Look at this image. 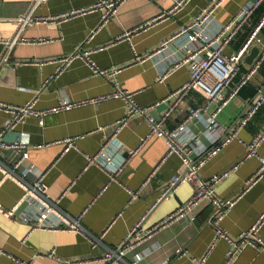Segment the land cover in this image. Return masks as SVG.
I'll use <instances>...</instances> for the list:
<instances>
[{
    "label": "crops",
    "instance_id": "obj_1",
    "mask_svg": "<svg viewBox=\"0 0 264 264\" xmlns=\"http://www.w3.org/2000/svg\"><path fill=\"white\" fill-rule=\"evenodd\" d=\"M33 0H0V99L10 103H25L37 96L39 108L50 107L60 99H83L112 91L114 82L102 74H95L82 56H76L70 64L59 71L60 61L55 57L65 55L77 47L97 48L91 57L103 67L123 65L118 73L120 84L135 91L134 97L142 105L153 106L150 114L163 119L164 125L175 129L186 122V130L201 133L205 143H211L212 135L205 132L212 106L188 121V107L206 104V97L198 89H191L183 103L173 92L190 76V68L182 64L171 70L163 79H158L170 63L164 54L142 61L137 53L155 50L162 39L173 35L186 25L211 0H125L111 18L101 27L102 11L94 9L73 15L60 21H40L28 24L23 35L30 38L51 37L41 42H17L9 59H2L6 43L3 39L12 36L17 22L12 18L27 12ZM96 0H45L35 14H57ZM248 0H223L207 23L208 31L229 21ZM264 3L244 22L238 33L226 47L230 52L237 49L255 30L264 15ZM149 19L152 25L143 28ZM142 26L123 38L120 34ZM203 26V25H201ZM95 30V31H94ZM207 30V27H206ZM94 31L92 37L90 34ZM259 40L253 46L264 49V24L258 30ZM192 42L189 32L179 34L172 40L169 49L179 48ZM252 49V48H251ZM240 64L239 71L226 88L228 95L250 70L255 60L248 55ZM166 55V54H165ZM258 55V54H257ZM48 59L43 63L22 59ZM163 58V60H162ZM264 89V60L239 91L232 95L217 114L220 138L231 133L236 121L243 115L254 95ZM170 110L168 114L166 112ZM126 112V101L121 96H110L97 103H85L52 111L43 119L30 115L16 129L21 139L28 141L29 160L46 171V202L52 209V219L68 225L78 219L79 229H53L35 227L38 207L26 201L14 215L0 210V263L1 264H194L206 255L204 264H264V247L245 246L240 253L230 258V242L217 238V229L210 221L215 209L214 202L205 198L194 210L160 226L141 241L119 251V243L128 237L132 227L142 220L147 230L192 195L194 185L186 182L167 197L159 198L172 175L182 166L183 157L177 151L168 153L165 137L149 136L145 144L128 162L120 180H109L108 173L96 163L88 162V155L95 154L106 131L95 130L100 125L110 124ZM9 112L0 108V128ZM264 104L238 131V135L209 157L199 168L205 178L230 169L217 184L216 190L223 197L237 194L244 181L259 167L257 155L241 160L246 152V143L263 126ZM150 130L144 115L135 114L119 132L126 149L137 147ZM203 133V134H202ZM75 144L67 137L76 136ZM8 141H14L12 138ZM264 151V141L259 147ZM194 160L199 158L195 150L190 152ZM3 164L12 167L13 157L7 151L0 154ZM236 163H239L235 167ZM233 166V167H232ZM141 187L139 197L131 199L129 188ZM25 187L16 178L3 177L0 167V202L11 208L24 193ZM44 200V199H42ZM264 210V176L255 182L226 213L221 226L231 237L249 228ZM81 214V217L79 216ZM194 216V218H192ZM264 237V224L260 229ZM182 248L178 252V248ZM116 252L111 258L105 255Z\"/></svg>",
    "mask_w": 264,
    "mask_h": 264
},
{
    "label": "built area",
    "instance_id": "obj_2",
    "mask_svg": "<svg viewBox=\"0 0 264 264\" xmlns=\"http://www.w3.org/2000/svg\"><path fill=\"white\" fill-rule=\"evenodd\" d=\"M43 1L45 0H33L31 8L27 12L12 17L17 22V27L12 36L3 39L4 43H6V47L1 55L2 59L7 60L10 58L12 48L17 42H41L51 39V37L30 38L23 35V30L30 23L40 21H60L79 13L100 9L102 11V19L97 25V28H99L114 15L119 5L125 0H96L88 6L77 7L57 14H35L37 6ZM222 1L223 0H211L186 25L181 27L173 35L162 39L155 50L136 54L137 61H142L162 53L164 54L163 57L170 59V63L165 65V70L158 76V79H163L171 70L182 64L189 65V78L179 86L173 94L178 95V100L181 101L180 103H183V97L191 89H198L203 93L206 97V104L203 107L189 106L188 121L197 116L203 108H209L211 105L212 109L208 116V123L205 130L207 134L212 135L211 143H205L202 139L201 133L186 130V122L181 123L175 129H169L164 125L163 119H158L151 115L150 109L153 105H142L138 103L134 97L135 91L127 89L120 84L118 73L122 70L123 65L115 64L109 67H103L98 65L91 57V52L102 46L87 49L77 47L65 55L55 57V60L60 61L58 70L61 71L65 69L76 56L82 55L87 59L95 74H102L108 77L114 82L116 87L108 93L88 98H63L56 104L44 108L37 107V96H34L21 104L10 103L0 99V108L9 112V116L0 128V154L7 151L14 155L12 167L3 164L1 159L0 167L2 168L4 178H16L25 187L24 193L11 208H5L0 202V210L8 215H14L19 211L24 202L30 201L33 207H38V209L41 210L40 214L36 217L37 221L35 227L74 230L81 228L78 219H74V221L68 225H61L59 222L52 219L46 220L49 217V214L51 215L50 209H52L46 202V192L48 188L44 181L46 171L37 168L34 163L29 160L27 140L20 139L19 141H8L4 135L8 130L15 129L20 122L24 121L25 118L30 115L43 119L44 115L52 111L66 109L85 103H97L110 96H121L126 101V112L121 118L113 123L100 125L95 129L97 131H106V137L102 140L98 151L95 154L88 155L87 165L90 163H96L102 167L109 175L108 181L120 180V176L128 162L136 153H138L148 137L152 135L162 136L165 137L168 142V153L173 150L179 152L183 157V163L179 170L172 175L168 183H166L159 198L169 196L186 182L192 183L194 185V190L185 203L180 205L176 210L168 214L165 219L158 222L153 227L143 230L142 220L138 221L132 227L128 237L119 243V251H124L127 248L132 247L169 221L191 213L195 206L205 198L211 199L215 204V209L210 221L217 229V238L223 237L230 242L231 247L228 250L230 258L236 257L247 245H252L258 248L264 247V237L260 234V229L264 224V210L258 215L251 226L243 230L237 238L231 237L220 224V221L231 209L237 199H239L255 182L264 176V151L259 150L260 145L264 141V123L254 134L252 139L246 143L245 155L239 160V162H242L248 156L257 155L260 159V165L258 169L244 181L237 194L232 197H223L216 190V184L227 175L230 169L215 173L209 178L202 177L199 172V168L207 161V159L217 153L223 145L233 138V136L238 135V131L247 124V122L264 104V89L261 88L254 95L243 115L237 120L233 131L220 138L221 133H218L220 128L217 120L218 112L227 103L229 98L236 94L241 86L248 81L264 60L263 49L262 51L260 50L259 54L253 61L250 70L236 84L230 94H225L226 88L230 85L233 77L239 71L241 62L251 51L253 43L259 40L257 34L258 30L264 24V15L255 30L237 49L227 52L226 47L231 43L239 29L253 14L255 9L260 4L264 3V0H248L229 21L220 24L213 31H208L209 28L207 23L212 19L211 15ZM154 21L155 19L147 20L143 25V28L152 25ZM141 27L142 26H138L125 31L117 38H123ZM94 31H92L89 37L93 36ZM185 32H189L192 42H187L179 48L170 50L169 47L172 44V40L179 34ZM48 60L49 58L31 60L22 59L19 61L43 63ZM169 112L170 110H168L166 114ZM135 114L145 116L146 120L149 122L150 130L147 135L142 137L137 147L126 149L123 141L119 138V132ZM78 136L79 135L70 136L67 137L66 140L69 144H75ZM192 150H195L196 153H198L199 158L197 160H194L190 155ZM238 164L239 163H236L233 166L235 167ZM129 192L131 194V199H136L140 195L141 187L137 189L129 188ZM79 216L81 217V214ZM192 218H194V216H192ZM182 250L181 247L177 249L178 252H181ZM114 255H117L115 251L108 252L105 256L111 258ZM205 260L206 255H203L194 264H204Z\"/></svg>",
    "mask_w": 264,
    "mask_h": 264
},
{
    "label": "water",
    "instance_id": "obj_3",
    "mask_svg": "<svg viewBox=\"0 0 264 264\" xmlns=\"http://www.w3.org/2000/svg\"><path fill=\"white\" fill-rule=\"evenodd\" d=\"M259 52H260L259 46H253L251 49V53L248 55V58H247L249 60V62H252L253 59L257 56V54H259ZM4 137L6 139L12 138V140H14V141H19L21 139V132L16 128L12 129V130H8L5 133ZM9 154L12 155L11 152H9ZM12 157H14V155H12ZM162 198H164V197H162Z\"/></svg>",
    "mask_w": 264,
    "mask_h": 264
},
{
    "label": "trees",
    "instance_id": "obj_4",
    "mask_svg": "<svg viewBox=\"0 0 264 264\" xmlns=\"http://www.w3.org/2000/svg\"><path fill=\"white\" fill-rule=\"evenodd\" d=\"M264 8V7H263ZM262 7L260 9H263ZM258 9V8H257Z\"/></svg>",
    "mask_w": 264,
    "mask_h": 264
}]
</instances>
